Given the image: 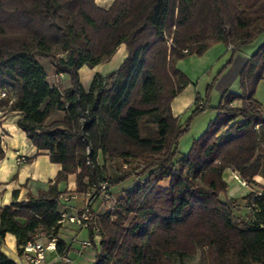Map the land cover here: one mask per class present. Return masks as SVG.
Returning a JSON list of instances; mask_svg holds the SVG:
<instances>
[{"label":"trees","instance_id":"16d2710c","mask_svg":"<svg viewBox=\"0 0 264 264\" xmlns=\"http://www.w3.org/2000/svg\"><path fill=\"white\" fill-rule=\"evenodd\" d=\"M261 34L264 0H114L108 9L95 0H0V111L19 113L16 126L61 167L47 190L21 202L14 193L0 207V264H16L1 251L7 234L19 256L28 243L51 238H57L56 253L65 255L58 238L65 192L57 186L75 175V193L82 194L133 176L108 183L106 160L136 161L142 166L137 177L147 179L88 228L91 243L96 229L100 238L93 264H176L172 257L191 258L199 250L207 264H264V187L256 208L254 193L245 197L248 220L240 225L231 218L235 202L220 198L228 188L225 170L252 183L264 162V106L254 98L264 81V43L240 73L242 93L222 96L215 120L178 160L188 123L179 126L170 107L190 84L178 61L221 43L231 51L225 70ZM120 45L127 56L119 68L94 75L85 90L78 71L107 61ZM39 59H50L71 86L51 87ZM201 100L197 95L192 117L206 109L205 102L196 106ZM236 101L241 108L233 107ZM54 113L62 118L50 121Z\"/></svg>","mask_w":264,"mask_h":264},{"label":"crops","instance_id":"0c3cea01","mask_svg":"<svg viewBox=\"0 0 264 264\" xmlns=\"http://www.w3.org/2000/svg\"><path fill=\"white\" fill-rule=\"evenodd\" d=\"M114 0H100V4H97L100 8L108 9ZM97 3V2H96ZM264 35V34H261ZM260 35V36H261ZM259 36V37H260ZM258 37V38H259ZM264 43V42H262ZM258 49L253 50L252 53H243L242 47L239 48L233 57L232 64L229 69L234 67L233 71V82H240V73L249 60L250 56ZM127 53L124 45H120L114 54L105 62L90 69L86 66L82 67L79 71V81L85 90H88L90 83L94 75L99 74L106 76L107 74L117 70L126 58ZM51 70L53 76L49 77L47 74V83L57 88V84H61L63 89H67L71 86V82L68 81L66 75L57 74L51 63ZM226 70V71H227ZM225 71V73H226ZM232 82V81H231ZM231 84V83H230ZM196 89L189 84L179 95H177L171 102V112L174 118L179 120L186 112L192 110L195 107V100L197 97ZM2 94L0 93V99ZM255 98V97H254ZM242 102L236 101L233 103V107L241 108ZM53 115L58 116L61 119V113H54ZM52 115V116H53ZM51 116V117H52ZM21 116L17 112L5 113L0 111V141L1 148L5 152V158L0 160V207L9 206L13 201V194L16 193L17 202L24 201L28 193L36 195L41 190H47L50 182L55 180L61 167L56 164H52L49 161L47 151H37L35 147L25 137V134L16 126ZM24 157L25 159H32L29 163H23L17 165L18 157ZM115 161V160H112ZM226 176V177H225ZM235 177L239 178V175L227 169L222 175L223 181L227 184V194L223 202L229 200L237 201L242 203V210L246 212L245 197L253 194L254 192H261V188L264 187V162L259 174L253 179L252 183L247 181L248 187L242 188L239 186ZM75 175H69L66 181H62L58 184L57 190L59 193L71 192L74 194V199L68 203H63L59 207L61 213L66 212L68 215L75 214L78 212L83 205V198L81 194L75 193ZM131 180H129L130 182ZM121 184L114 188L120 195V199L124 191L131 189L133 184ZM239 199H241L239 201ZM100 201H96L93 204L94 213H99ZM58 238L63 240L67 245V252L65 256L71 260L70 264H93L97 255L98 245L100 238H93L91 247L81 248L79 243L81 241L89 240V232L87 229H79L74 224H63L59 233ZM1 251L14 263L26 264L25 258L19 256L17 252V246L14 236L7 234L4 238V242L1 246ZM43 264H65L59 260L57 253L48 252L46 253L45 261Z\"/></svg>","mask_w":264,"mask_h":264},{"label":"rangeland","instance_id":"374dc122","mask_svg":"<svg viewBox=\"0 0 264 264\" xmlns=\"http://www.w3.org/2000/svg\"><path fill=\"white\" fill-rule=\"evenodd\" d=\"M99 2L100 0H95L96 5L100 4ZM262 42H264V35H261L253 43L243 46L242 52L252 53L254 49H256L262 44ZM230 59L231 51H229L223 44L218 43L210 47L200 57L190 56L177 62V69L188 79L189 83L196 89V92L198 93L197 95L202 99L203 102L206 103V109L200 114L192 117V112L195 108L194 107L192 110L186 112V114L178 120V124L181 127H184L188 123V130L178 141L177 154L175 159L178 160L182 156L187 155L190 151L193 141L202 136L203 133L207 130L208 125L215 120L218 114L216 108L218 107L223 95L230 93L240 95L242 93L240 82H233L232 80L233 71L232 73H229L231 72L230 70H234V67L232 66V69L229 70H227L229 68L227 67L225 70H223V68L229 62ZM39 63L43 66L45 71L48 72L49 77H52V61L50 59H39ZM67 79L70 82V79L68 77ZM57 86L58 89L63 90L61 84H57ZM255 99L262 106H264V81H261L258 84L255 92ZM57 118L59 117L53 115L50 121H53ZM104 164L105 178L110 184L116 182L125 174L133 175L116 186H109L110 193L116 202L119 200L118 198L120 193L114 188H116L117 186H121V184L125 182H127L126 184L129 185H134L136 183L144 184L146 182L147 175L143 177H137V174L142 169V166L136 161H131L125 164L124 162L118 160H106ZM129 180L131 181L129 182ZM160 185L163 188L168 187L169 180L162 181ZM225 196L226 195H221L220 198L223 200L226 198ZM240 200L241 199H239V201ZM96 201H100L101 203L99 213L97 215L95 214L97 217L100 214L107 212L111 203L102 201L101 199H97ZM234 202L236 207L232 210L231 218L234 223L240 225L246 220H248L246 218L247 213L241 209V202ZM172 259L173 261H175L176 264H207L205 253L202 250H199L197 254L191 258H180L178 256H174L172 257Z\"/></svg>","mask_w":264,"mask_h":264},{"label":"built area","instance_id":"2783aa9c","mask_svg":"<svg viewBox=\"0 0 264 264\" xmlns=\"http://www.w3.org/2000/svg\"><path fill=\"white\" fill-rule=\"evenodd\" d=\"M4 97V94H2ZM196 106L198 108L204 107V102L201 100L197 102ZM25 158L20 156L17 159L16 164L21 165L25 163ZM237 183L244 188L248 187L247 182L244 180L234 178ZM261 195V192H254V196L251 199V205L253 208L255 207L256 199ZM83 198V205L81 209L75 214L68 215L66 212L62 213V221L61 224H74L79 229H87L95 223L96 215L93 210V204L97 199H101L102 201L111 203L108 211L113 210L116 206V201L113 199L110 188L106 182H100L97 185L91 186L87 191L81 194ZM74 199V194L71 192L65 193L61 195L60 200L63 203H68ZM256 211V209H255ZM98 238V229L95 230L94 238ZM56 244L57 238H51L46 242H30L23 248V257L25 258L26 264H43L45 261L46 253L53 252L56 253ZM81 248H89L91 247V242L89 240L81 241L79 243ZM59 260L64 262L65 264H70L71 260L67 258L65 255H59Z\"/></svg>","mask_w":264,"mask_h":264}]
</instances>
